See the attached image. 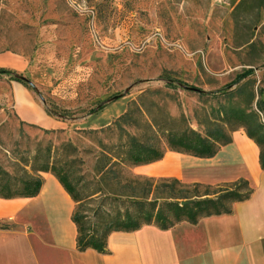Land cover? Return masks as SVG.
<instances>
[{"label": "rangeland", "instance_id": "rangeland-1", "mask_svg": "<svg viewBox=\"0 0 264 264\" xmlns=\"http://www.w3.org/2000/svg\"><path fill=\"white\" fill-rule=\"evenodd\" d=\"M233 12L232 0H0V54L29 63L25 74L0 77L1 163L12 171L11 154L41 143L56 155L70 142L78 160L71 169L85 177L79 196L91 215L99 200L87 196L97 189L99 158L117 156L123 133L151 142L153 125L168 120L175 129L205 134L219 121V107L249 106L248 94H231L245 83L256 109L264 101V10L258 15L247 4L237 20ZM12 81L28 88L62 128L22 125ZM127 112L131 124L121 131L112 124ZM126 173L137 175L134 167ZM183 191L177 185L175 196L200 199L193 188ZM154 199L170 194L161 188Z\"/></svg>", "mask_w": 264, "mask_h": 264}, {"label": "crops", "instance_id": "crops-1", "mask_svg": "<svg viewBox=\"0 0 264 264\" xmlns=\"http://www.w3.org/2000/svg\"><path fill=\"white\" fill-rule=\"evenodd\" d=\"M28 61L15 53L0 54V69L18 74ZM9 86L7 83L2 84ZM15 111L21 120L46 129L62 128L59 118L20 82H11ZM212 158L171 150L157 162L134 168L137 176L178 180L185 185H222L245 180L251 197L232 204L230 214L182 221L164 230L145 225L133 232H113L108 253L77 249L73 222L76 203L59 180L42 173L44 184L34 198H0V264H264V170L260 148L244 130Z\"/></svg>", "mask_w": 264, "mask_h": 264}, {"label": "trees", "instance_id": "trees-1", "mask_svg": "<svg viewBox=\"0 0 264 264\" xmlns=\"http://www.w3.org/2000/svg\"><path fill=\"white\" fill-rule=\"evenodd\" d=\"M247 4H251L253 11L258 15L264 10V0H232L236 20ZM12 73L11 70L0 69V77ZM248 85L245 83L231 94L234 96L248 94L249 106L219 107L217 110L219 121L212 122L205 134L188 127L183 130L175 129L173 127L175 121L168 120L164 124L153 125L156 126V131L151 142H143L135 136L123 133L121 137L124 139H121L116 147L117 156L103 152L99 158L95 175L98 179L93 180L97 189L87 196V199L99 200L97 206L91 210V215L84 210L83 199L79 196V186L85 177H79L71 169L78 160L72 157L77 149L70 142L62 143L56 150V155L51 144L44 146L39 143L34 149L26 147L23 152L19 150L8 157L15 160L13 164L15 169L12 171L0 161V198H34L39 195L44 184L41 174H53L76 203L72 219L78 229L77 249L80 252L93 249L103 254L108 253L107 241L113 232H133L145 225H156L167 230L182 221L197 224L204 217L230 214L232 204L248 200L253 193L245 180L212 186L185 185L178 180L162 179L155 186V179L127 174L126 168L160 161L167 150L197 158H212L221 147L232 142V132L244 130L260 148V164L264 170V101L259 99L256 102V109L251 107L250 104L255 101L256 96ZM16 115L18 116L17 113ZM129 118L131 114L127 112L112 125L123 131V124L126 126L131 124ZM18 119L22 125L41 129L36 124L21 120L19 116ZM161 140L165 144L164 148L160 145ZM69 151H72L71 156ZM177 185L184 188L185 191L181 194L186 195L193 188L194 196L200 199L182 205L183 201L190 199L186 196H175ZM112 187L115 190L111 189ZM161 188L169 192L170 199L180 201L150 200V196ZM200 189L205 190L203 194L199 193ZM7 227L0 224V228Z\"/></svg>", "mask_w": 264, "mask_h": 264}, {"label": "water", "instance_id": "water-1", "mask_svg": "<svg viewBox=\"0 0 264 264\" xmlns=\"http://www.w3.org/2000/svg\"><path fill=\"white\" fill-rule=\"evenodd\" d=\"M190 203H191L190 201H183V202H182V205L190 204Z\"/></svg>", "mask_w": 264, "mask_h": 264}]
</instances>
